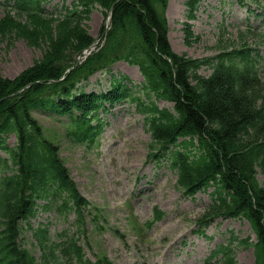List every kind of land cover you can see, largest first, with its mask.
<instances>
[{"label": "trees", "instance_id": "16d2710c", "mask_svg": "<svg viewBox=\"0 0 264 264\" xmlns=\"http://www.w3.org/2000/svg\"><path fill=\"white\" fill-rule=\"evenodd\" d=\"M197 2H187L190 18H194ZM83 3L103 11L115 5L112 30L98 53L60 80L73 62L70 54L62 52L65 43L80 45V50L72 52L77 55L92 43L85 33H76L69 41L57 40L50 57L37 68L12 80L0 78V150L10 157L0 159L4 174L0 179V262L36 264L32 253L18 244V231L20 221L34 212L37 200L52 193L51 187L66 191L78 206L83 199L73 188L60 148L45 137L34 112L70 117L79 112L74 140L93 143L100 126L92 124L91 113L104 103L127 99L146 118L154 151L151 156L171 159L178 186L186 195L214 188L205 218L248 221L256 242L247 238L238 244L253 247L255 264H264V88L246 50L203 58L175 52L169 40L168 0ZM24 4L20 10H26ZM7 20L11 25L5 20L3 31L18 29L12 18ZM186 31V38L191 39L189 26ZM20 33L37 42L34 32ZM119 61L140 68L144 77L140 89L132 91L123 80L100 95L87 94L79 87L95 72L112 73ZM203 68L211 73L201 74ZM29 85L21 96H13ZM159 101L172 107L160 108ZM10 135L17 138L15 147L7 143ZM8 170L11 176L5 175ZM162 216L157 211L156 219ZM235 240L232 237L230 245L221 250L225 264H237L232 248Z\"/></svg>", "mask_w": 264, "mask_h": 264}, {"label": "rangeland", "instance_id": "374dc122", "mask_svg": "<svg viewBox=\"0 0 264 264\" xmlns=\"http://www.w3.org/2000/svg\"><path fill=\"white\" fill-rule=\"evenodd\" d=\"M245 1L249 3L248 8L239 0H200L195 12L196 20L189 24L193 27L189 39L184 30L188 22L187 0H168L166 17L172 48L191 58H203L252 46L262 51L264 59V37L260 36L264 20L251 12H264V0ZM48 15L52 17L17 15L6 11L4 0H0V78L12 80L28 69L40 66L50 57L57 40L69 41L74 34L83 32L95 43L112 26L111 23L108 25L109 11L94 10L70 23L53 18L59 14ZM11 18L18 24V29L14 26L3 31L1 24L6 20L10 26L7 19ZM247 23L255 28L253 34L245 30ZM20 32H34L32 35L37 42H31ZM65 44L62 52L70 54L71 64H75L81 56L72 52L81 47L73 45L72 41ZM119 65L126 66L128 70L121 69ZM115 72L129 74L136 84L143 82L137 67L130 68L120 63L116 65ZM200 73L209 75L211 71L203 68ZM259 77L264 88V70ZM89 80L84 84L85 89L100 93L106 89L109 76L98 73ZM158 106L172 107L164 101H159ZM34 116L39 120L45 137L60 148V158L69 169L75 185L94 205L108 211L106 229L89 238L93 249L85 246L88 259L96 261L98 256L108 253L113 264H144L149 253L157 264H204L216 247L229 244L230 235L237 241L247 237L256 240L249 223L241 219L218 218L204 236L197 234L198 221L206 216L212 205L213 189L188 198L179 189L177 173L168 164L147 161L151 135L134 105L121 103L101 115L106 124L94 147L70 142L66 135V116L51 117V114L40 112ZM14 138L11 143L15 142ZM156 207L165 212V216L150 227L147 222L153 221ZM132 210L138 222L144 225V237L138 235L129 220ZM89 227L94 228L92 224ZM124 235L126 238L120 240ZM233 249L237 264H255L252 247L245 248L236 242Z\"/></svg>", "mask_w": 264, "mask_h": 264}]
</instances>
